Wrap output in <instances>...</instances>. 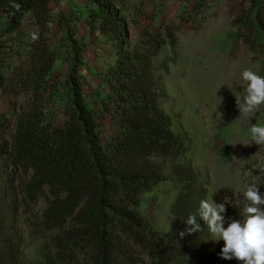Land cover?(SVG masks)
<instances>
[{
  "label": "trees",
  "instance_id": "16d2710c",
  "mask_svg": "<svg viewBox=\"0 0 264 264\" xmlns=\"http://www.w3.org/2000/svg\"><path fill=\"white\" fill-rule=\"evenodd\" d=\"M248 2L236 36L262 57L264 76V0ZM161 10L156 0H67L65 9L56 0H0V100L13 98L0 113L4 192L55 230L51 241L62 260L44 264L69 258L129 264L119 254L123 238L147 264L213 262L209 229L198 214L203 189H193L192 173L180 176L175 165L182 149L161 107L167 94L157 70L169 61L157 65L155 58L166 43L176 47L180 31V24L157 22ZM96 38L111 48L102 72L85 63ZM168 162L181 188L162 234L142 216L140 203L164 182ZM234 196L241 199L220 189L212 197L225 207L224 227L242 219L238 208L225 204ZM190 215L198 231H187ZM38 226L45 240L47 231Z\"/></svg>",
  "mask_w": 264,
  "mask_h": 264
},
{
  "label": "rangeland",
  "instance_id": "374dc122",
  "mask_svg": "<svg viewBox=\"0 0 264 264\" xmlns=\"http://www.w3.org/2000/svg\"><path fill=\"white\" fill-rule=\"evenodd\" d=\"M56 1L63 9L67 6V0ZM197 1L201 6L198 11L194 8ZM159 6L162 10L156 17L157 22L180 24V31L175 34L176 47L173 49L166 43L155 58L157 65L169 61L167 68L157 73L167 94L161 107L171 118V131L182 149V161L175 166L180 176L194 175L193 189L201 187L204 199L212 201L220 189L240 194L241 199L234 196L233 203L228 198L225 204H231V209L238 208L242 214L246 202L243 192L248 184L254 182L259 192L264 193V145L251 141L250 135L251 125L264 126V104L250 114V120L240 114L237 104V101L242 104L246 95L247 82L241 78L242 71L251 70L257 75L261 72L262 57L236 36V20L249 2L156 0V7ZM93 42L85 54V63L90 69L102 72L111 62V48L103 38ZM81 72L93 85L90 73ZM16 99L20 105L24 103L23 95ZM9 100L13 98L0 100V113L7 112ZM172 166L171 162L163 165L164 182L143 195L140 203L142 216L162 234L170 229L171 207L181 188L175 184ZM6 173L1 164L0 264H44L46 259L53 258L61 261L51 241L55 230L40 220L34 221L33 215L31 218L25 213L27 209L19 205L10 191L4 192ZM38 225L47 231L45 240L36 234ZM209 241L214 258L211 264H243V261L219 256L222 240L217 241L210 234ZM119 249L120 256L129 264L148 262L147 256L125 238L121 239ZM66 263L88 264L84 258L79 261L69 258Z\"/></svg>",
  "mask_w": 264,
  "mask_h": 264
},
{
  "label": "clouds",
  "instance_id": "9594fccd",
  "mask_svg": "<svg viewBox=\"0 0 264 264\" xmlns=\"http://www.w3.org/2000/svg\"><path fill=\"white\" fill-rule=\"evenodd\" d=\"M33 39H36L35 33ZM243 81L247 82L246 95L243 103H238L239 112L250 120L258 106L264 104V76L257 75L251 70L241 73ZM251 141L257 145H264V126L251 125ZM243 197L246 203L243 206L242 219L232 220L224 227L225 207L208 199L199 202L198 214L206 223L209 232L215 240H222L223 246L219 256L225 260L236 259L243 264H264V193H260L257 184L246 186ZM187 224L193 228L187 231H198L195 217L190 215ZM184 232L180 233L183 236Z\"/></svg>",
  "mask_w": 264,
  "mask_h": 264
}]
</instances>
